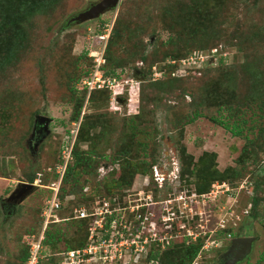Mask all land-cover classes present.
Returning <instances> with one entry per match:
<instances>
[{
    "label": "rangeland",
    "instance_id": "obj_1",
    "mask_svg": "<svg viewBox=\"0 0 264 264\" xmlns=\"http://www.w3.org/2000/svg\"><path fill=\"white\" fill-rule=\"evenodd\" d=\"M96 1L59 0L46 18L35 17L27 27L28 34L22 39L19 55L0 74V175L8 177L0 179V264L19 263L17 256L21 242L17 238L28 231L35 220L31 207L43 194L40 189L18 204L16 211L6 210L2 201L15 189V183L28 182L27 176L34 171L35 180L50 184L53 181H50V169L59 158L61 160L65 143L77 138V123L85 114L95 118L101 116L102 120L119 125L113 138L124 141L128 138L127 125L139 121L129 116L138 111L142 113L140 124L146 132L135 133L128 153V146L122 149L126 159L143 158V152L150 151L156 154L158 163L180 167L182 155L185 166L194 169L196 174L212 169L223 172L228 168L244 170L245 174L248 171L247 176L251 175L254 180L261 178L262 188L257 192H253L249 184L242 191L230 188L223 194L219 192L222 189H217L216 198L212 195L191 206L195 214L191 231H197L199 235L210 234L205 242L208 246L203 249V253H207L198 258L199 264L225 263L223 258L231 241L228 247L224 241L217 245L211 235L217 228L225 229L241 219L242 210L248 215L242 233L256 239L252 251L235 264H257L264 256V0H202L207 9L199 21L202 25L197 28L201 30L199 33L205 34L204 38L198 39L193 36L197 33L196 27L194 32L184 27L188 21L178 24L184 15L189 17V11L185 13V9L192 0H168L170 7H176L173 25L167 28L162 25L155 32L149 29L137 39L146 47L145 57L126 59V55H121L128 60L126 63L121 66L109 63V67L122 73L121 82L128 81L121 91L125 101H119L122 98L119 95L114 98L111 89H104V94L93 95L91 99L87 91L85 97L77 93V99L73 96L75 87L83 88L84 78L81 77H85L88 68L79 55L85 48L96 51L94 31L103 18L114 20L121 4L99 18L67 24L72 15ZM153 2H138L140 16L156 10ZM203 43L207 44L203 46ZM200 56L204 60L195 62ZM135 66L143 68L144 80L138 81L132 74L136 71L133 68L137 69ZM131 85L140 93L136 99L129 96ZM81 97L84 102L79 120L72 121L70 118L80 105ZM197 112L201 113L199 117H195ZM36 113L52 118L49 133L39 138L32 137V120ZM220 121L231 129L240 130L241 135L235 136ZM72 129L76 131L75 137ZM31 140H34L33 144ZM145 144L146 149H140ZM113 145L102 140L99 150L109 153L114 150ZM182 146L193 155L194 162L191 163L189 154L181 153ZM82 148L87 149L88 143ZM205 152H215L216 156L203 155ZM98 167L91 172L89 181V187L97 193L96 200L106 198L113 206L129 210L137 203H143L147 213L160 211V201L167 190L158 188L153 171L148 174L138 172L129 186L118 188L113 195L102 196V181L109 177L112 168L120 167V161L108 164L102 159ZM194 175L191 177L196 178ZM147 177L149 185H146ZM66 188H70V184ZM187 188L190 187L184 179L170 191L174 197ZM255 195L260 203L255 210L252 207L250 213L244 207L249 197ZM139 196L144 198L140 200ZM237 204L238 208L235 207ZM255 213L257 218H253ZM211 247L218 248L208 251Z\"/></svg>",
    "mask_w": 264,
    "mask_h": 264
},
{
    "label": "trees",
    "instance_id": "obj_2",
    "mask_svg": "<svg viewBox=\"0 0 264 264\" xmlns=\"http://www.w3.org/2000/svg\"><path fill=\"white\" fill-rule=\"evenodd\" d=\"M139 1L141 0H122L119 11L115 15L116 17L114 18V20H112V18H103L97 30L94 29V33L96 34L95 41H97V43L94 44V46L96 47H93L95 49H98V45L103 44L105 41L104 39L100 38L99 35H102L105 32L106 26L108 24H111L112 22L111 32L107 39L104 51L106 63L102 68L105 73L110 75L111 77H117L118 79H120L122 73L117 72L115 67H109L110 62L115 66H121L122 64L126 63V61H128L126 59H129L130 57H145L144 51L146 47L145 45L142 46L137 40L139 39L141 34L149 31V29H153V31L155 32L156 29L162 27V25L166 28L168 27V25H173L172 21L174 20L176 7H170L168 0H154L153 4H155L156 10L153 13L148 12V15H145L144 17L140 16L137 8ZM204 1L206 2V0ZM58 2L59 0H0V74L9 67L10 63L13 62L16 55H19V49L23 46L22 39L26 38L25 36L28 34L27 27L32 23L33 19L38 16H41L40 18H46L51 13L50 11H53V7L55 8V4ZM199 3L200 0H192L191 4L189 6H186L187 8L185 9V13L186 10L189 11V17L186 18V15H184L185 18L181 17L180 21H178V24H180L184 20L188 21V23L185 24L184 27L193 29L194 32L196 27L197 33L193 34V36H195L197 39L199 37L204 38L205 32L199 33L201 30L198 29L197 26L202 25V23H199V21L200 18H202V14H204V10L207 9V6L202 0V4ZM204 44L207 43H203L202 45L204 46ZM89 53L90 49L85 48L79 55V57L85 60L88 65V68L86 69L84 74L85 77H87L90 72L94 70L93 57H90ZM121 55H126V59H124ZM135 67L141 71L143 69L141 68V66ZM85 77L81 78L83 79ZM81 78H79V81L82 80ZM157 82L158 81H156V83ZM156 83L154 82V84ZM163 85H165V82ZM78 87L74 88L73 96L75 95L74 97L76 99L78 95L85 97L87 89L85 87ZM138 88H140V86H138ZM104 89H96L89 92L90 99L93 97V95L100 97L105 93ZM207 89H209V87ZM76 93L78 94L77 96ZM118 95L125 99L122 92H119ZM137 95H140L139 91L137 92V87H129V96H134V99H136ZM128 100L130 101V98H128ZM83 102L84 98L80 99V105L77 106V109L73 110L72 116L70 118L72 121L79 120L82 110L81 105ZM37 113L36 117L40 115ZM141 114V111H138L136 114L129 116L130 118H133L132 120H136L138 118L139 121L136 120L135 122L131 124L129 123L127 125L128 129L126 128V133H128V138L124 141H114L115 138H113V135L117 130H119V125H117L116 123L111 122V120H102L101 116L97 118L87 114L83 116V119L79 122L78 125L79 131L77 134V138H75L76 141L74 140L72 149L73 159L68 165L67 170L63 176L61 188L58 193L59 200L62 202V206L60 208V216L67 219L62 220L59 223L51 224L47 228L46 240L44 242L47 248L54 251H60L80 248L87 244L89 227L92 221V217H72V210L75 206L85 205L87 207H91L94 205L97 193L89 187V181L90 176H92L91 172L101 167L102 164L99 167L98 164L101 163L102 159L104 160V163L108 164H115L116 162L120 161V167L112 168V170L108 172L109 177L102 181V186L104 189L103 191H101L103 193L102 196L113 195L118 188H121L122 186H129L133 182L135 174L138 172L144 174L152 173L153 167L158 163V158H156V154L154 152L144 151L143 158L134 157L132 159H126L125 155H122L124 153L122 149H126L127 146V153L129 152L132 137L135 135V133L143 134L144 132H146L144 126L142 127V125L140 124ZM200 115L201 113L197 112L195 117H199ZM36 117H34V120H32L33 125H35ZM212 119L215 122H219L217 118ZM220 123L224 125L225 128L231 129L227 123L222 121H220ZM231 130L233 131V134L235 136L241 135L240 130H235L233 128ZM102 140H104L107 144L114 143V150H111V152L109 153H106V150L100 151L99 147ZM84 143H88L87 149L82 148ZM118 143L121 144L119 148H116V145ZM146 145L147 144L142 146L140 149H146ZM181 153L189 154L185 146H182ZM96 155L98 156V159L97 157L94 158ZM203 155L216 156L215 152H205ZM189 157L191 163L194 162L193 155L189 154ZM59 161L60 158L57 160V163ZM180 162L181 181L186 179V182L188 183L190 189H195L198 193L209 192L214 181H226L235 187H239L241 184H244L245 187H247V185L249 184V187L253 190V192H257L260 187L262 188V184L260 181L261 178L257 177L255 180L252 179L251 175L247 176L248 171L247 174H245L244 170L237 171L235 169L230 170L227 168L223 172H220L217 169H212V171H200L198 174H196L194 169L187 168L185 166L182 155H180ZM192 175H194L196 178H192ZM0 176L5 177V175L3 174ZM35 179L36 172L34 171L29 173V175L27 176L28 182H34ZM55 179H57V175L52 173L50 181ZM237 179L238 181H235ZM68 184H70V188H66V185ZM38 190L42 191L43 194L41 198H37L36 204H33L31 207V209L35 212V220L31 222L29 230L24 232V234H21V236L17 238L18 241L21 242V248L19 250L20 254L17 256L19 258V263L16 264H25L29 254V250L24 236L26 234L37 233L40 230L41 222L43 219L42 211L45 207L46 199L52 195V191L49 188L39 186L37 187L35 192ZM68 195H73L74 198L67 199ZM249 199L250 200L247 203V206H245L244 208L249 209V212L251 213L252 207L255 210L259 205L260 199L256 195L254 197L250 196ZM236 206L238 208V204ZM175 210L177 211V213H179V209L177 207L175 208ZM143 211L144 209L142 210V212ZM236 211L238 212L240 210L237 209ZM240 215L241 219H239L235 223L229 224L227 228H217L215 234L211 235L213 241L223 240L224 242L228 243L226 245L228 247L233 237L244 236L242 231L246 229V227L244 228V226H246L245 222L248 218V215L244 214L243 210ZM257 215V213L253 214V218H257ZM181 221L182 220L179 219L174 221L173 233L176 235V237L170 240V242L167 244V247L161 250L154 244V246L151 247L147 257L143 259L144 261H150L154 258L159 260V264H192L194 260H196L197 258H202L203 254L207 253H203V246L206 240L210 237V234H201L197 236L196 239H192L191 236L185 237L183 233H185L186 229L180 230L179 228V224L181 223ZM188 228H194V220L190 221ZM229 234L232 236V238H228ZM217 248L211 247L208 251H212L213 249ZM261 262L264 263L263 255L260 257V260L257 262V264H261Z\"/></svg>",
    "mask_w": 264,
    "mask_h": 264
},
{
    "label": "built area",
    "instance_id": "obj_3",
    "mask_svg": "<svg viewBox=\"0 0 264 264\" xmlns=\"http://www.w3.org/2000/svg\"><path fill=\"white\" fill-rule=\"evenodd\" d=\"M111 27L112 22L106 26L105 32L99 35L100 38L105 40L101 47L96 49L95 52L90 51L89 53V56L93 57L94 70L83 79L82 86L88 92L96 89H111L113 97L116 98L118 93L126 88L128 81L121 82L120 79L111 77L102 69L106 63L104 51ZM195 60V62H201L204 59L200 56ZM137 69L133 68V70ZM132 74L134 75L133 71ZM133 80L137 82V80ZM130 87H133V85ZM71 132L75 137L76 131L72 129ZM74 140L75 138L70 143H65L66 146L62 150L61 160L50 169L52 173L57 175V179L48 185L42 184L41 180L39 182L35 180L34 182L38 186L49 188L52 195L46 199L42 211L43 219L40 230L37 233L24 236L29 250L25 264H159L158 259L153 258L150 261H144L143 259L147 257L154 244L162 250L166 248L172 238L176 237L173 233L174 221L182 220L179 228L180 230H187L183 233L185 237L191 236L192 239H196L199 236L197 231H191V228L187 227V224L195 215L193 207H191L194 203L204 202L205 198H210L212 195H214L212 198H216L218 191L215 190L217 189H222L219 192L223 194L224 191H229L230 188H240L241 190L245 187L244 184L235 187L226 181H218L212 184L211 190L207 193H198L195 189L187 188V190L181 191L173 197L170 188L175 184H181L180 167L177 164H162L159 162L153 167V177L160 190H167V194L160 201L162 205L160 211L147 213L144 210L142 212L144 209L143 203H137L130 210L125 207L119 209L106 198L95 200L94 205L91 207L85 205L75 206L72 210V217H92L87 244L80 248L54 251L47 248L44 243L46 230L51 224L67 219L60 216L62 202L59 200L58 193L63 176L73 159ZM173 163L175 162L173 161ZM146 181V185H149L150 180L148 177ZM148 197L151 198L150 195ZM72 198H74L73 195L67 196V199ZM143 198L139 196L140 200ZM153 203L157 202L154 201ZM176 207L179 209V213L175 210ZM228 238H232V236L229 234ZM216 242L217 245L222 244L223 240ZM207 246L204 244L203 249ZM192 264H199L198 258Z\"/></svg>",
    "mask_w": 264,
    "mask_h": 264
},
{
    "label": "water",
    "instance_id": "obj_4",
    "mask_svg": "<svg viewBox=\"0 0 264 264\" xmlns=\"http://www.w3.org/2000/svg\"><path fill=\"white\" fill-rule=\"evenodd\" d=\"M122 0H98L89 5L88 8L72 15L68 20V23H84L89 20H93L101 17L106 12L116 9ZM136 79L138 81L144 80V73L141 70H136L134 73ZM119 101H125L124 98H119ZM52 118L40 114L36 117L33 134H35L37 125L43 123L45 131L49 133V123ZM37 185L31 182H19L15 189L11 192V194L5 198L4 201L14 202L16 205L21 204L25 199H27L32 193L37 189ZM256 237L254 236H238L234 237L231 240V245L229 249L226 251V254L231 253L236 248L242 246L241 250L238 251L236 257L233 259V263H237L238 261L245 258L251 251L253 247V243ZM232 263V264H233Z\"/></svg>",
    "mask_w": 264,
    "mask_h": 264
},
{
    "label": "flooded vegetation",
    "instance_id": "obj_5",
    "mask_svg": "<svg viewBox=\"0 0 264 264\" xmlns=\"http://www.w3.org/2000/svg\"><path fill=\"white\" fill-rule=\"evenodd\" d=\"M43 123H40L37 125V128H36V131H35V134L32 135V137H35L37 138L36 136H45L46 135V131H45V128H44V125H42ZM34 139V138H33ZM34 141V140H33ZM33 141L31 140V144H33ZM32 146V145H31ZM2 204H3V207L6 209V210H9L10 211H16V208H17V205L14 203V202H7V201H2ZM242 246L236 248L235 250H233L231 253L227 254L224 256L223 259H225V263H228V264H232L233 263V259L236 257L237 253L239 250H241ZM224 263V262H223ZM224 263V264H225ZM235 264V263H233Z\"/></svg>",
    "mask_w": 264,
    "mask_h": 264
},
{
    "label": "crops",
    "instance_id": "obj_6",
    "mask_svg": "<svg viewBox=\"0 0 264 264\" xmlns=\"http://www.w3.org/2000/svg\"><path fill=\"white\" fill-rule=\"evenodd\" d=\"M6 179V178H8V177H2V176H0V179ZM11 178H9V180H10ZM13 181V180H12ZM15 184H18V183H15ZM15 186V185H14ZM14 189V188H13Z\"/></svg>",
    "mask_w": 264,
    "mask_h": 264
},
{
    "label": "clouds",
    "instance_id": "obj_7",
    "mask_svg": "<svg viewBox=\"0 0 264 264\" xmlns=\"http://www.w3.org/2000/svg\"><path fill=\"white\" fill-rule=\"evenodd\" d=\"M22 182H24V181H22ZM31 183H33V184H34V182H31ZM37 186H38V185H37ZM38 187H39V186H38ZM233 238H234V237H233ZM233 238H232V239H233Z\"/></svg>",
    "mask_w": 264,
    "mask_h": 264
}]
</instances>
